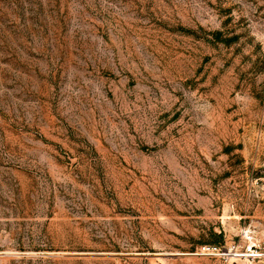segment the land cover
Wrapping results in <instances>:
<instances>
[{
	"label": "rangeland",
	"instance_id": "1",
	"mask_svg": "<svg viewBox=\"0 0 264 264\" xmlns=\"http://www.w3.org/2000/svg\"><path fill=\"white\" fill-rule=\"evenodd\" d=\"M264 236V0H0V264H221Z\"/></svg>",
	"mask_w": 264,
	"mask_h": 264
},
{
	"label": "built area",
	"instance_id": "2",
	"mask_svg": "<svg viewBox=\"0 0 264 264\" xmlns=\"http://www.w3.org/2000/svg\"><path fill=\"white\" fill-rule=\"evenodd\" d=\"M191 255L218 260L221 264H264V236L256 227L242 228L236 239L220 244L195 247Z\"/></svg>",
	"mask_w": 264,
	"mask_h": 264
}]
</instances>
